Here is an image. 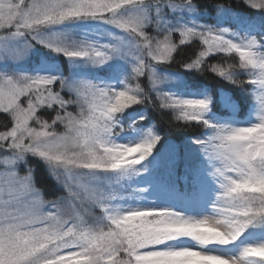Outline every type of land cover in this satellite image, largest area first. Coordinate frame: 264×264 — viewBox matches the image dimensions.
I'll use <instances>...</instances> for the list:
<instances>
[{"label":"snow or ice","instance_id":"snow-or-ice-1","mask_svg":"<svg viewBox=\"0 0 264 264\" xmlns=\"http://www.w3.org/2000/svg\"><path fill=\"white\" fill-rule=\"evenodd\" d=\"M209 5L0 0V264H264V15L216 3L201 23ZM243 5L264 14V0ZM185 47L190 62L174 55ZM174 64L239 95H213ZM148 108L196 130L188 190L170 189V203L133 183L160 163Z\"/></svg>","mask_w":264,"mask_h":264},{"label":"rangeland","instance_id":"rangeland-1","mask_svg":"<svg viewBox=\"0 0 264 264\" xmlns=\"http://www.w3.org/2000/svg\"><path fill=\"white\" fill-rule=\"evenodd\" d=\"M243 3V0H240ZM249 15L239 13L241 16L256 18L259 19L261 13H255L251 9H248ZM214 21V12L210 13L206 17L201 19V23H211ZM4 30H0L3 32ZM152 30L149 29V32ZM178 41V35H177ZM199 43L198 41L196 42ZM65 69H67V64L65 63ZM182 77V76H181ZM185 80L184 78H182ZM187 81V80H185ZM239 94V92H238ZM220 109V106L218 104ZM130 113L132 110H129ZM145 114L142 109L136 110L134 114L127 116L126 118L129 120L136 119L137 116ZM145 126V122L143 124ZM136 133L129 132L122 136V141L132 140L136 138ZM195 137L189 138L188 140L175 141V140H166L165 142H159L156 145V148L153 150V156L149 157V160H158L160 161L158 166H149V171L144 173L141 177H136L133 180L134 184H138L139 186L145 187L147 189V196L149 198H153L159 196L161 198V203H170L172 202L173 193L170 189H178L180 192H185L188 190V181L185 179V175L187 173V165L194 162L197 159L198 151L194 144H192V140ZM177 145L181 152V161L178 167L175 169H169L167 166V161L169 159V146ZM187 154V156H185ZM147 163V162H146ZM46 176L52 181L55 186L54 181L48 176ZM57 195H59V190L57 189Z\"/></svg>","mask_w":264,"mask_h":264},{"label":"trees","instance_id":"trees-1","mask_svg":"<svg viewBox=\"0 0 264 264\" xmlns=\"http://www.w3.org/2000/svg\"><path fill=\"white\" fill-rule=\"evenodd\" d=\"M207 2L210 4L209 5L210 13H213L211 9V5H214L216 3H225V4H231V6L233 8H236L239 11V13L249 15L248 8L244 6L242 1L240 0H207ZM196 51H197L196 48L185 47L182 53H180L179 55L174 53V55L177 56V60H186L190 62L189 58L194 59L195 58L194 52ZM208 62L217 63L220 61L218 57L212 56L208 58ZM175 70H179L182 78H184L191 84L197 87H206L211 89L213 95H216V90L221 88L225 92H231L233 95H239L238 90L234 89L233 86L229 85L226 81H221L218 77H215L214 74L212 73H206L204 75H201L198 72H193V73L187 72L182 67H180L179 64L173 65V71ZM144 83L147 84V81L145 80ZM219 111L220 109L217 103V113H219ZM170 119H172L171 115L166 110L164 116L161 117L158 111H154L151 108H148L146 112L145 126H149L153 122H155L156 124L155 131L157 132V134L160 135L161 137L160 141L162 143L165 142L166 140L182 141L195 137L196 135L195 129H183L182 127H171L168 124V121ZM173 123L176 122L173 120ZM35 163L36 165L33 164L32 167L37 168L36 180L38 187L44 190L47 199H55V196L57 195L56 187L53 185L52 181L46 176V171L43 169V166L39 165L38 162Z\"/></svg>","mask_w":264,"mask_h":264}]
</instances>
